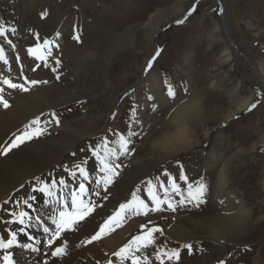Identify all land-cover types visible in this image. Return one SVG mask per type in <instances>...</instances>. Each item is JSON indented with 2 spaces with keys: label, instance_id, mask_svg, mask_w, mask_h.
I'll use <instances>...</instances> for the list:
<instances>
[{
  "label": "rangeland",
  "instance_id": "1",
  "mask_svg": "<svg viewBox=\"0 0 264 264\" xmlns=\"http://www.w3.org/2000/svg\"><path fill=\"white\" fill-rule=\"evenodd\" d=\"M53 2L60 3V5L63 4L59 10L61 13L69 11L67 15H71V21L67 25V28L71 29L75 36L79 35L80 39L77 42L80 45L86 44L84 37L89 33L90 29H94V25H91L90 20L87 22L85 18H91L92 21H94V17L99 19L98 14L105 11V7L109 8L110 11L109 17L105 18L107 24L109 25L108 22H111L113 30L122 33L129 28L145 25L146 21L149 20V15L156 12L157 9L167 10L177 4V2L183 3L181 15L169 16V19L162 20L159 25V30L151 41L147 38L145 31L139 29L134 33V44H128L129 42L125 38L121 39V42L118 43L105 40L93 42L100 47H109V51L99 50V52L97 50L99 54L95 57L94 69L88 71V67H90L88 66L86 72H89V74L86 75L83 73L85 74L84 78L89 81V86H96L103 78V75L107 74L109 83L114 86L113 92L107 97H99L97 109L100 112V116H102L100 119L101 122L93 130V134L82 139L80 145H78L73 153L64 157L62 156L60 161L62 168L58 174L64 177L70 160H73L75 157H80L82 161H87L89 158L92 159L94 157L93 150L98 145H102L105 138H107L108 147L116 149L119 152V146L117 144L119 135L123 134L127 136L129 130L139 134L140 128L136 129L135 126L142 125H134L135 118L139 115V109L137 108L138 100L135 97L142 91H146L147 84L150 80L159 75L158 83L162 84V88L159 91L167 96V104L163 106L158 97L154 96L147 101L143 112L144 117L154 119L151 121L152 125H154L153 128L161 126L162 119L170 115L169 112L176 106L175 104L178 101H183L191 95H195V93L203 96L201 97L202 109H208L211 111L210 113L215 114L207 122L206 120L204 121L206 122L204 124L206 127H192L194 130L196 129L195 137L201 141L197 148L182 152L162 162L151 171L148 182L151 181L152 184L156 185V191L161 198L164 196L161 184L168 187L169 198L173 200L176 207L175 211H172L165 204L162 206V211H149L147 215L141 214L142 219L146 220L141 225H147L148 228L159 227L163 229V233H158L155 243L151 247L141 249V254L137 252L136 255L141 256L142 259L144 256H147L150 264H161V261L156 258L158 250L170 251L177 249L180 252L179 261L182 259L185 252L188 251L185 245H191L192 247L194 244L191 241L186 243L178 242L164 228L170 220H176L180 212H182V215L189 209L191 213L194 211L195 218L203 214V210L208 211L207 214L210 213L209 209L213 206L214 200L209 189H213L217 178V171L221 163H223V160L227 159L226 163H228L229 168L228 179L230 180L228 189L243 199L246 209L251 212L253 221L251 227L247 230V237L241 241L237 239L235 242H228L229 250L218 261L211 264H252L258 252H260V262L264 264V220H262V218L264 219V96L256 93L257 95L247 109L228 119L224 117L225 114L235 110L228 91L239 85L238 95H242L243 97L248 96L252 84L246 78V75H251L252 70L250 68L246 69V65H239L236 62L221 65L220 55L222 49L220 43L218 44L216 42L217 44L214 43L211 46V40L206 37L209 30L214 27L216 21H221L223 27H225L222 18L223 13L227 23V31L225 27L224 34H228L232 39L238 56H244L254 66L260 67V62L264 60V33L257 36L254 30L249 28L247 24H255L258 20H263L264 22V0H42V5L36 9H39L46 19L47 17H52L58 14ZM87 3L91 4V9L84 10ZM213 4L220 5V16L217 11V14L208 12V8ZM16 6L17 3L14 0H0V19L7 12H14ZM193 7L196 10L191 15H188ZM178 20H184V23L178 24ZM30 21L25 22L21 30L16 28L14 34L16 36L20 34V37L25 32L27 35V38L23 40V44H25L27 40L37 41L36 34L38 33L40 37L39 41L43 43L47 39L46 29L37 27L38 24L32 23V21V24H30ZM124 40L128 42L125 45L123 44ZM158 50L160 51V55L155 59L152 68L146 69L147 63L152 60ZM143 69H146L143 76L144 79L141 81L143 83L139 84V73ZM19 82L21 83L20 79ZM212 83H216L217 85L214 86ZM169 86L175 92L173 98L168 95ZM106 98L117 101V106H115L110 115L106 113V109L109 107ZM214 102H216V105L218 104L217 108L214 106ZM253 104H256L255 108H252ZM210 107L211 109H209ZM6 109L0 104L1 111L6 113ZM133 111L135 112V117L132 115ZM84 112L85 108L81 101L75 100L67 102L59 108L47 112L45 117L39 119L41 123L35 127H44L47 124V131H50L52 129V123H54L52 113H55L60 123H70L84 117ZM206 114H208V111ZM26 126L8 140V143L5 145L6 149L14 141L16 136L21 135L25 131ZM206 129H210V135L208 137L205 135ZM220 131H223L222 139L224 140L223 146L225 148V154L222 162L210 166V163L204 158L203 153L211 152L214 138ZM135 136L137 137V135ZM133 138L134 136L130 138V151L127 154H121L115 160H112L111 157L109 158L112 163L120 166L117 169L118 174L114 175L112 179L111 187L113 188L119 185L122 178L120 171L122 166H124L123 164H126L127 160L130 159L129 156L133 157V152L135 153L138 147H141L142 139H137L138 141L134 139V141L132 140ZM62 144L59 146L52 145V148H55V150H50V152L55 156H59V151L62 150ZM70 145L71 140L66 139L65 145L63 146ZM100 151L101 155H104L102 148ZM146 154L148 152L143 155ZM98 164H101L100 161H98ZM98 167H101V165H94V168L91 167V171L94 169L99 170ZM182 176L187 177V182L181 179ZM173 179H175L176 183L185 193L189 183L193 184V187H196L198 182L205 184V198H202L204 202L199 203V206H196V201H186L185 204H180L181 197L171 192V182ZM40 181L44 180L40 179ZM148 182L146 183V191H143L144 193L140 191L142 188L139 185L134 188V192L141 199H144L150 207H154L147 195ZM40 186L37 179L24 183L18 188L19 190L16 191L15 195L9 199L5 208L1 210V215L6 214L7 211L10 215V218L7 217L2 221L0 228V232L4 234L6 239H10V233L15 231V229L26 227L18 222L12 223L11 221L14 220V217L11 213L15 212L18 214L21 211H27L32 219L35 218L37 214H35L36 200H29V203L33 204L34 210L29 209L24 204V201L30 196H36L35 194L38 191L33 192V189L39 188ZM93 188L94 185H91V189ZM109 190L107 189V191ZM103 194L104 191L101 195ZM103 203L106 205L109 204L107 199ZM44 204L46 208L47 206L51 207V205H56L54 203L47 204V202ZM102 205L99 206L101 209L103 208ZM73 210L72 206L69 205L68 211ZM213 211L211 210V213ZM154 214L157 217L150 219L151 215ZM57 215L52 212H47V210L39 213L40 221H37L35 226L31 225L23 237L26 240V242L22 243L23 245H32L31 248L25 247L24 251L26 253H40L39 255L43 256L40 246L44 243L48 244L51 236V234H46L43 229L44 227H49L54 230L55 225L52 224L51 217ZM90 215L83 221L89 218ZM146 232L147 229L142 230L141 226H139L137 230L129 235L125 243H129L136 235ZM66 233L62 234V239ZM109 235H106L98 241L108 238ZM33 249L36 250L34 251ZM152 254H156V256L153 257ZM112 258L117 259L116 264H124L128 261L121 262L119 257L107 252L106 258L98 264H109V261L113 264L114 261ZM163 261L164 264H174L177 262L175 259L168 260L167 257H163Z\"/></svg>",
  "mask_w": 264,
  "mask_h": 264
},
{
  "label": "bare ground",
  "instance_id": "2",
  "mask_svg": "<svg viewBox=\"0 0 264 264\" xmlns=\"http://www.w3.org/2000/svg\"><path fill=\"white\" fill-rule=\"evenodd\" d=\"M14 1L17 3L16 10L12 13L7 12L2 16L0 24H4L8 28L14 27L21 30L25 22L31 20L32 23L38 24L37 27L46 29L47 39L54 41V44L59 45V47H53L52 55L48 57L47 61L49 66L45 67L42 61L36 60L28 52V49L35 47L38 41L27 40L23 44V40L27 38L25 32L20 37V34L17 36L11 34L12 45L0 38V46L4 47L5 56L8 59L7 64L0 60V88L3 89L2 95L10 105L7 107L6 113L0 110V228L2 221L7 217L10 218L8 211L6 214L1 215V210L5 208L9 199L15 195L21 185L32 180L43 179L44 182L50 183L52 179L59 180L64 178L67 181V186L61 185L58 195L67 198L69 205H71L70 193L83 180L76 165H81L87 169L89 180L84 181V183L88 189V196L85 197V200L90 197L97 207H95L89 218L76 226L75 231L66 233L63 239L56 241L51 247L45 243L40 246L43 256H40V253L29 254L24 251L25 247H23L22 243L26 242V240L23 237L31 225L35 226L37 224L36 217L39 216V213L47 210V212L58 214L63 209V206L58 204L51 205V207L47 206L46 208L44 203L47 202L48 204V198L44 194L37 192L35 194L37 198L35 212L37 214L35 218L29 222L28 226L23 227V232L20 231L21 228L15 229L17 243L11 248L0 249V264H5L4 256L6 254L11 255L14 264H98L106 258L107 252L114 254L119 251L121 246L126 244L125 242L129 235L137 230L143 221H146L142 219V213L140 215L126 214V219L118 226L119 228L116 229L117 227H115L109 237L102 241H95L91 244H85L84 241L97 232L100 225L118 210L120 204L127 203L132 199L134 188L139 185L142 188L140 191H146V183L150 179L149 175L154 168L182 152L197 148L201 141L195 137L196 129L194 130V128L205 126L204 124L207 120L215 113H210L211 111L208 109L203 110L201 107V97L203 96L195 93V95H191L183 101H178L175 104L176 106L169 112L170 115L162 119L161 126L153 128L154 125H152L151 121L154 119L144 117L143 113L147 101L156 96L163 106L167 104V96L159 91L162 88V84L158 83L160 76L157 75L147 84V90L142 91L135 97L138 100L139 115L135 118L136 122L134 121V125L141 124L142 126H135L136 129L140 128V132L137 137L134 135L132 140L142 139V144L135 153L133 152V157L129 156L131 160L128 159V163L125 161L126 164H123L124 166H122L120 171L122 178L120 177L119 185L113 188L111 187V182L107 187L110 190L105 191L103 184H97V180L101 176H105L106 173L100 171L101 167H98L99 170L94 169L91 171L94 165H101L98 164L99 160L95 156L87 161H82L80 157H75L70 160L66 168V175L64 177L60 176L58 173L62 168L60 164L62 156L73 153L80 145L82 139L93 134V130L101 122L102 116H100V112L97 109L99 97H107L113 92L114 86L109 83L107 74L103 75V78L96 86H89V81L84 78L85 74H89V72H86L88 66H90L88 71L94 69L95 57L98 56L99 52L101 50L109 51V47H100L93 42L105 40L118 43L125 38L129 43L124 40V45L127 43L134 44V33L139 29L144 30L147 38L151 41L159 30L162 20L169 19V16L181 15L183 3L177 2V4L167 10L157 9L156 12L149 15V20L146 21L145 25L129 28L122 33L113 30L111 22H108L109 25L107 24L105 18L109 17L110 11L109 8L105 7V11L98 14L99 19L94 17V21H92L91 18H85L87 22L90 20L91 25H94V29H90L89 33L84 37L86 44L80 45L74 38L73 31L67 28L71 21V15H67L69 11L63 13L59 11L63 4L60 5V3L53 2L58 14L46 19L40 10L36 9L42 5V0ZM85 7L84 10L91 9V4L87 3ZM219 7L220 5L213 4L208 8V12L211 14L218 13L220 16ZM222 16L227 31V23L223 13ZM31 21L30 24H32ZM247 25L254 30L257 36L264 33L263 20ZM225 27H223L221 21H216L214 27L206 35L211 40V46L216 42L220 43L222 49L220 64L228 65L230 62H236L239 65H246V69L250 68L252 70L251 75H246V78L252 84L248 96L238 95V84V87L228 91L229 97L235 106V110L227 112L228 114L224 113V117L228 119L247 109L257 95L256 93L264 96V60L260 62V67H256L248 58L241 55L238 56L232 39L228 34H224ZM39 43L42 44V41H39ZM97 50L100 51L97 52ZM57 59L60 61L58 65L55 63ZM52 67H55L57 71L53 72L51 70ZM146 69L141 70L139 73V84L143 83L141 81L144 79L143 76ZM5 79H10L17 84H24L28 91L9 88L3 83ZM32 80L40 83L32 85L30 83ZM45 81L46 83H44ZM212 84L214 86L217 85L216 83ZM75 100L83 103L85 108L84 117L70 123H59V125L52 123L50 131H47V124L44 127L41 126L46 129L42 135L25 141V144L22 143L16 147L17 150L13 148L5 154V145L8 140L28 125L29 122L37 118H43L47 112ZM106 100L109 106L106 109V113L110 115L115 106H117V101L109 98H106ZM216 102L213 104L217 108L218 104L216 105ZM207 111L208 114H206ZM155 119L157 120V118ZM205 120L206 122H204ZM205 131V135L208 137L210 129ZM222 132L220 131L216 134L211 152L203 153L210 166L223 160L225 148L223 146ZM66 139L71 140L70 146H63ZM61 143L63 144L61 146L62 150L59 151L60 155L55 156L50 152V150H55L52 145L59 146ZM146 152L148 154L143 155ZM226 161L227 159L223 160L218 171L216 170L217 178L214 187L209 189L214 200L213 206L209 209L210 213L207 214L208 211L203 210V214L195 218L194 211L191 213L189 209L182 215V212H180L176 220H170L165 226L164 230L178 242L186 243L191 241L194 244L191 249L185 252L182 259L174 264H211L218 261L229 250L228 242H235L237 239L241 241L247 237V230L251 227L253 219L251 212L246 209L243 199L228 189L230 180L228 179L229 168ZM70 170L76 171L77 175L75 178L69 175ZM113 178L114 176H112ZM91 185H94L93 189H91ZM103 191L104 194L101 195ZM96 192H99L100 195L96 196ZM105 196L109 202L108 205L103 203ZM203 197L205 198L204 195ZM101 204H103L102 209L99 207ZM211 210L214 211L211 213ZM155 215H151L150 219L157 217ZM262 220L264 219L262 218ZM204 232L206 233L203 234ZM157 235L158 233L154 234L155 239ZM0 236L5 237L1 232ZM62 241L66 242L65 254L59 257L53 256L52 252L56 247L62 246ZM152 255L153 257L156 256V254ZM259 258L260 252L256 253L252 264H261V259ZM42 259H44L43 262ZM112 259L114 261L113 264H116L117 259ZM124 264H132V262L129 259Z\"/></svg>",
  "mask_w": 264,
  "mask_h": 264
},
{
  "label": "snow or ice",
  "instance_id": "3",
  "mask_svg": "<svg viewBox=\"0 0 264 264\" xmlns=\"http://www.w3.org/2000/svg\"><path fill=\"white\" fill-rule=\"evenodd\" d=\"M196 9L195 7L188 13L191 15ZM187 19V17H185ZM178 24L184 23V20H178ZM16 29L8 28L4 24H0V38H2L6 43L12 45V40L10 39V35L14 34ZM59 35V34H57ZM76 40H79V35L74 37ZM39 34H36V40L38 41L35 47H31L28 49V52L31 56H33L36 60L42 61L45 67H48V57L52 55L53 47H59V45L54 44V41L50 39H45L43 43H39ZM160 55V51L158 50L155 55L153 56L152 60H150L146 68L151 69L155 59ZM0 60H2L5 64L8 63V59L5 56V49L3 46H0ZM55 63L58 65L60 61L57 59ZM53 72H56L57 69L52 67L51 69ZM59 78V77H57ZM26 79V78H25ZM3 83L6 84L11 89H20L23 91H28V88L25 87L24 84H17L14 83L10 79L3 80ZM32 85H36L40 83L36 80L30 81ZM46 83V81L44 82ZM3 89L0 88V104H2L5 108L9 107L8 101L2 95ZM168 95L174 97L175 92L173 91L172 87L169 86ZM256 104L252 105V108H255ZM54 117V123L59 125L60 120L58 117L55 116V113H52ZM133 117H135V112L132 113ZM41 121L39 118L34 119L31 121L29 125L26 126L25 131L15 137L14 141L10 144V146L5 150V154L7 151H11V149L18 147L20 144L24 143L27 140H31L33 137H38L46 131L45 128L42 127H35L39 125ZM134 135H138L137 133L129 130L127 136L121 134L119 135V139L117 144L119 146V152L116 149L108 147L107 138H105L102 145H98L96 149L93 150V155L100 161L101 168L100 171L106 173L105 176H101L97 180V184H103L104 190L107 191L108 185L112 182V176L118 174L117 169L120 167L118 164H114L110 161V157L112 160L118 159L119 155L127 154L130 151L129 145L131 143V137ZM101 148L104 151V155H101ZM76 168L79 171L80 176L83 177V180L79 183L78 187L73 188L70 195H71V206L74 209L73 211H68L69 208V201L67 198L61 197L58 195V190L61 185L67 186V181L64 178H60L59 180L52 179L51 182H44L40 181L39 179L37 182L41 185L39 188H34L33 192H40L44 194L48 198L49 204H58L63 206V210L59 211L57 216L51 217L52 224L55 225V229L52 230L49 227H44L43 231L45 233H51L50 239L48 240V245L51 247L57 240H60L62 234L70 231H75L76 226L83 221L86 217H88L97 207V205L91 201L90 197L88 200H85V197L88 196V189L84 181L89 180V173L87 169L81 165H76ZM69 175L73 178L76 177V171H69ZM181 179L187 182V177L182 176ZM149 186L147 189V195L151 200L152 205L154 207H150L149 204L144 200L141 199L137 193L132 194V199L127 203H122L119 205L118 210L111 216L108 217L107 220L104 221L102 225H100L99 230L92 235L89 239L85 240V244H91L95 241H98L105 237L106 235L110 234L112 231L115 230V227H118L122 224L124 219H126V214L131 213L132 215H140L143 213L147 215L149 211H162V206L167 205L168 209L175 211V203L172 199L169 198V188L165 187L161 184V187L164 191V196H161L156 191V185L152 184L151 181L148 182ZM206 191V185L202 182H198L196 187H193V184L189 183L187 186V191L185 193L184 190L180 188V186L176 183L175 179L171 182V192L178 194L180 199V204H184L187 202L196 201V206H199V203L204 202L202 197ZM96 196H99L100 193L96 192ZM107 199V197H104ZM29 200L35 201L36 196H30L28 199L24 201V204L27 205L29 209H33V204L29 203ZM19 203V202H17ZM34 210V209H33ZM11 215L14 217V220L11 221L12 223L18 222L21 225L28 226L29 222L32 220V217L29 215L27 211H21L18 214L13 212ZM37 221H40V217H36ZM141 229H147L146 233H142L140 235H136L133 237L129 243L125 244L123 247L119 249V251L115 252L113 255L120 258L121 262L125 260H131L132 264H150L149 258L144 256L143 259L141 256L136 255L137 252H140L141 249H146L150 245L155 243V233H163V229L159 227H152L148 228L147 225H141ZM21 232L24 231V228L20 229ZM11 238L6 239L5 237L0 236V249H8L11 248L14 244L17 243V233L11 232ZM31 238V237H29ZM24 247L31 248L32 245L25 244ZM186 248L191 249V245H185ZM34 251L36 249H33ZM66 252V242L62 241V246H58L52 252L53 256L59 257L64 255ZM163 257H167L168 260L175 259L179 261L180 259V252L177 249H172L170 251L167 250H158L156 258L161 261V264H164ZM5 264H14L12 257L10 254H6L4 256ZM109 264H112L109 261Z\"/></svg>",
  "mask_w": 264,
  "mask_h": 264
}]
</instances>
